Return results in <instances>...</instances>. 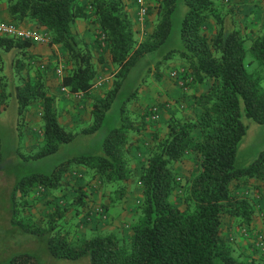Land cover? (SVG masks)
<instances>
[{"label":"trees","instance_id":"1","mask_svg":"<svg viewBox=\"0 0 264 264\" xmlns=\"http://www.w3.org/2000/svg\"><path fill=\"white\" fill-rule=\"evenodd\" d=\"M6 2L16 23L44 27L48 44L65 49L68 58L61 83L70 94H89L97 74L89 46L73 32L78 20L91 19L99 26L109 62L116 70L111 89L91 108L92 124L80 131H67L58 123L55 97L45 86V71L35 65L37 57L28 53L33 43L0 36V164L6 156V144L17 148L23 162L46 161L67 153L77 139L99 133L115 101L120 103L116 107L118 125L102 137L96 152L64 156L46 174L35 172L18 181L9 177L12 188L7 192L5 186L0 188V202L6 201L10 215L11 231L4 232L42 238L49 256L65 261L214 264L220 259L223 264H264V257L255 252L245 255L233 246V236L224 233L226 219L252 232L254 207L264 200V152L247 167H235L237 148L247 131L243 118L264 125V31L252 38L244 35L218 0H158L154 28L140 41L124 0ZM210 22L213 33L207 35L206 24ZM174 62L184 65L180 74L184 80L209 83L208 88L188 98L195 108L192 119L172 116L165 132L154 135L137 176L129 151L133 137L146 129V123L145 115L133 118L129 107L137 100L138 87L129 90L122 101L118 98L128 74L138 64L144 76L153 73L158 78L162 68ZM252 65L254 69L248 71ZM32 105L41 109L42 142L27 152L24 118ZM7 109L13 113L8 138L7 134L2 136L7 126L2 117ZM190 154L194 171L180 177L175 165ZM79 167L84 168L88 180L100 181L112 206L127 201L130 182L139 189L141 198L128 224V236L119 232L78 236L65 216L69 211L77 217L83 215L88 203L81 186L74 189L68 206L55 204L40 225L22 215L20 208L29 207L32 193L68 189L65 177ZM252 180L259 182L255 189L258 197L255 193L254 197L238 195V189ZM0 212L6 214L5 207H0ZM250 247L256 251L253 244ZM4 248H0V264H42L24 249L8 250L5 256Z\"/></svg>","mask_w":264,"mask_h":264},{"label":"crops","instance_id":"2","mask_svg":"<svg viewBox=\"0 0 264 264\" xmlns=\"http://www.w3.org/2000/svg\"><path fill=\"white\" fill-rule=\"evenodd\" d=\"M155 1L158 2V0ZM153 2V0H146L147 4L145 5L151 6L153 5ZM124 3L125 9L136 30V39L139 41L145 39L154 28L157 10L155 9L154 13H148L143 19H139L138 6L134 3V0H124ZM0 23L21 28L23 30L36 32L40 36L49 38V34L44 29V27H41L36 23H16L9 15L6 0H0ZM73 32L89 46L92 54L91 60L97 73L94 82L103 80L105 83L101 88H93L89 94H65L61 92V87H63L61 83V77H58L56 72L52 71V68L49 67L47 69V73L45 74L46 79L44 78V82L48 94L55 97L58 123L67 131H80L92 124V117L90 114L91 108L97 98L103 97L106 91L111 89L116 67H114L109 62L107 51L103 57L104 60H102L103 58L99 60L100 58L97 54L99 50L97 39H103V34L99 26L93 23L91 19L78 20L73 28ZM28 53L29 55L37 57L38 61L36 60L35 65H41V63H44L46 66L58 64V67H62L59 65L60 62H64L66 65L68 58L63 47L54 45L51 46L49 44L33 43L32 47L28 50ZM184 68V65L179 62L168 63L164 68H162L160 71L161 74H159L158 78H155L153 73L149 74V76L142 75L136 80V84L128 88L129 90H132L135 86L138 87V97L135 102L139 103L140 107L138 110L133 106L135 103H132L130 111L133 113V118H136L137 116H142L143 118L145 115L144 121L146 123V129L142 130L138 135L133 137V142L129 151V154L133 160L132 167L135 169L134 172L137 176L140 174L141 165L151 146L154 135L156 133L163 134L165 132V124L172 116L187 117L192 119L194 117L195 108L193 107L191 100L188 98L192 95L198 96L204 93L208 88L209 83L205 85H198L189 83L188 81H186L187 85L185 84V88H181L176 83V80L171 78V73L179 72L180 70H184ZM152 71H154V69H152ZM63 72L65 73V70ZM147 79H150V81L146 83ZM155 105L159 108V119L157 122H151L149 120V110ZM40 111L41 109L39 106L32 105L25 114L24 121L27 123V125L24 123L23 140L25 148L29 149H27L28 151L34 150L42 142V123L40 122V118L38 116ZM34 132L37 140L29 143L26 135H28V133L32 135ZM101 139L102 138H98L97 135L77 139L76 143L72 147L68 148L67 153L63 152L59 155L60 157L56 156L55 158L62 159L64 156L73 157L74 155L82 154L83 150L89 151L87 154L94 153L99 149L98 142L101 141ZM190 156L193 155L190 154ZM179 164L180 162L175 165V169L178 174ZM67 175L71 179H74V181L78 183V186L84 187V190L86 191V197L84 200L86 203H88L86 206L89 210L90 206L92 205L90 201H94L99 204L102 203L105 205L104 211H107V214H110V216L113 217V221L114 217L118 215L117 222L126 224L124 225V228L127 230L125 236L130 234L128 224L134 218L137 203L141 198L139 189L136 186H130L133 185V181L130 182L129 188L127 190V201L120 205L112 206L109 200V192L102 188L100 181L97 178L88 180L84 168L79 167ZM179 176L181 177L182 175L179 174ZM65 180H69V178L66 176ZM258 184L259 182L252 180L247 185L240 187L237 193L240 196L250 195L252 197H254L255 193V196L258 197L255 190ZM74 189H76V187H74L73 190ZM131 190L133 191L131 192ZM40 193L43 195L42 198L46 197V194H59L58 192L53 193L48 190H41ZM35 194L38 195L39 193ZM62 196L63 195H61V197H51V199L55 201L53 203L54 206L56 203L65 202L62 199ZM54 206L51 208H54ZM85 208H83V210ZM90 211L88 214L91 213ZM254 211V217L250 225V230L252 231L251 234L261 232L264 228V200H260L257 205H255ZM93 216H91V220H94V223H96ZM77 218L78 223L80 224L83 221V215L79 214ZM91 220L89 222H92ZM225 224L224 233H230V236H233L234 242L236 243L235 246L238 248V250H240L245 255H251L253 254L252 252H255L256 254L258 253L257 251L252 250V247H250L252 244V238L249 239L248 237L244 236L242 228L235 226L230 219H226ZM91 228L93 231L96 229L94 226H91L87 229ZM238 228L241 230L239 231ZM98 230L120 233L119 227H117L116 230L115 226L99 228ZM98 230L97 232H100Z\"/></svg>","mask_w":264,"mask_h":264},{"label":"rangeland","instance_id":"3","mask_svg":"<svg viewBox=\"0 0 264 264\" xmlns=\"http://www.w3.org/2000/svg\"><path fill=\"white\" fill-rule=\"evenodd\" d=\"M153 1H154L153 5L151 6L146 5L147 14L154 13L156 9L157 2L155 0ZM180 1L182 2V0ZM218 1L223 2L224 13L226 12L231 13L230 16L233 18L232 20L233 23L237 24V26L242 29L244 35H246L247 37L252 38L255 35L264 31V1H258V0H218ZM134 3L136 4L135 0H134ZM145 4H147L146 0H145ZM178 24L179 23L175 25L178 26ZM175 32H177V29H175ZM205 33H207V35H211L213 33V25L211 24V22L206 24ZM97 42H98L97 45L99 49L97 54L100 58L99 60H101L105 56L106 46L104 44L103 39L100 40L98 38ZM102 60H104V58ZM59 65L62 66L63 71H64L65 70L64 67L66 66L65 63L60 62ZM36 66H38L42 70V73L44 70L45 74L47 73L48 67L52 68V71L54 72L56 69H58V64L52 65V66H46L44 65V63H41V65L36 64ZM254 67L255 65H252L249 68L247 67V69L248 71H250L251 69L253 70ZM141 70L142 69L140 68L139 64L133 69H131L130 73L128 74L126 78L127 81L126 80H125L126 82L124 81L125 89L121 92L118 100L122 101L123 99H125L126 94L129 92L128 88L137 83L136 80L139 74L141 73ZM142 75H143V72L141 73L140 77ZM149 81L150 79H147L146 83ZM119 103H120L119 101H115V103L113 104L112 111L106 117V121H105V124L103 125V128L100 130L99 133L96 134L98 138H102L108 132V130L117 126L118 124L117 122L119 118H118V110L116 109V107L118 106ZM134 103L135 104L133 106L139 110V107H140L139 103H136V102ZM130 107H129V110H130ZM3 115L4 116L2 117V121L3 123L6 121L7 126L2 129L3 130L2 136L4 137L7 134V138H8L9 131H10V125H8V123H10L11 116L13 115V113L10 111V109H7ZM4 117H6L7 120ZM243 120L247 124V131H246L245 136L240 141L238 148H237V153H236V158H235V167L239 169L245 168L248 165H250L255 159L258 158V156L262 152H264V125L255 124L254 122L246 118H243ZM26 136H27L26 138L29 143L34 142V140H37V138L35 137V132L32 135L28 133V135ZM21 146L23 145L21 144ZM16 149H17L16 147L6 144L5 149L3 150L6 156L5 157L3 156V161L0 164V188L5 186L3 188L6 189V192L12 188V180L9 179L10 176H14L13 180L15 179L14 181H18L24 175H28V174L31 175L32 173H35V172H41V173L46 174L53 168L55 164H57L61 160L59 158H55V159L39 161V162H35V161L23 162L19 158ZM18 149L20 150L21 153H24L23 149H21L20 147ZM27 149H25L27 152L33 151V150L28 151L29 149L28 150ZM88 152L89 151L87 150H83L82 154H87ZM57 157H60V156L58 155ZM194 168H195V164H194L193 157L190 155H187L180 162L178 166V172L179 174L182 175L181 177H185L187 175H190V173L194 171ZM5 175L8 177H6ZM67 178H69V180H67L69 183L68 184L69 188L64 189L63 191H59L58 192L59 194L57 195L56 194H46V197L42 198L43 195L41 193H39L38 195H36L35 193H32L29 199V207L25 209L20 208L22 215L30 217L31 221L40 225L43 221L42 218L44 217V214H46L48 211L53 209L51 207L54 206L53 203L55 201L51 199V197H61V195H63L62 199L65 201L64 205L68 206L74 196V190L71 187L72 186L78 187V183H76L74 179H71L69 176H67ZM5 203L3 204L0 202V207H5V212H6V214L4 212H0L1 213V216H0V248L2 247L3 249V246L5 245V248H4L5 250L3 252L5 253L4 254L5 256H8V254L10 253L8 250L16 251V248H17V250L24 249L23 252H26L32 256H35L37 260H39L42 264H90L89 261L85 259L76 260V261H68V260L65 261V260L53 259L51 258V256H49L48 252H46L48 251L47 246H46V243L42 240V238H37L35 236H30V235H21L18 232L16 233L15 236L12 235L11 233L10 234L5 233L4 231H7V230L9 232L11 231V228L9 225L10 215L8 214L9 206ZM90 203L92 204L91 207L92 206L102 207L103 211L105 210L104 209L105 205H103L102 203L99 204L94 201H90ZM117 217L118 215L114 217V221H113L112 219L113 217L110 216V214H107V211H104L102 215L93 216L96 223H94V220H91L92 222H89L86 224L85 223L83 224L81 222L79 224L77 216L75 217L73 215V212L69 211L66 213L65 222H68L69 225L75 227L77 229L78 236L83 237V238L90 237L100 232L101 234L103 233L109 234L111 233V231L98 230V229L104 228V227L106 228L112 227V226H115L116 230H117V227H119L120 234L122 233V235H125L127 230L126 228H124V225L126 224L117 222L118 220ZM91 226H94L96 229L94 231L92 230V228L87 229ZM2 228H3V232H2ZM97 230L100 232H97ZM240 230L241 229H239V231ZM256 234L264 235V228L262 229L261 232H256ZM235 245L236 244L234 243L233 246L235 247ZM0 252H1V249H0ZM214 264H223V263L220 259H215Z\"/></svg>","mask_w":264,"mask_h":264},{"label":"built area","instance_id":"4","mask_svg":"<svg viewBox=\"0 0 264 264\" xmlns=\"http://www.w3.org/2000/svg\"><path fill=\"white\" fill-rule=\"evenodd\" d=\"M135 2L138 6V18L143 19L147 15V8L145 5V0H135ZM0 36L29 40L32 43H37V44H48V38H46L45 36L43 37V36H40L36 32L23 30L21 28H17V27L11 26V25H6L3 23H0ZM55 72H56L58 77L62 78V76H63V68L62 67H58V69H56ZM181 72H183V70H180L179 72H172L171 78L176 80V83L181 88H184L185 84H186V80H184L181 77V75H182ZM104 83L105 82H103V80L96 81V82H94L93 87L94 88H101ZM61 92L65 93V94L69 93L65 87H61ZM38 116H40V114ZM158 119H159V108L156 107V105H155V106L151 107L149 110V120L151 122H157ZM90 210L88 209L87 206L83 210V221H82L83 224L89 222L91 220V216H93V215L99 216V215H102L104 213L102 207H97V206L91 207L90 206ZM89 211L91 212L90 214H88ZM242 232H243L244 236H246L248 238H251V237L253 238L252 239L253 247L256 248V251L258 252L259 255L264 257V238L262 237V235H257L256 233H254V234L252 233V236H251V232L245 228L242 229Z\"/></svg>","mask_w":264,"mask_h":264},{"label":"clouds","instance_id":"5","mask_svg":"<svg viewBox=\"0 0 264 264\" xmlns=\"http://www.w3.org/2000/svg\"><path fill=\"white\" fill-rule=\"evenodd\" d=\"M62 79V78H61Z\"/></svg>","mask_w":264,"mask_h":264}]
</instances>
